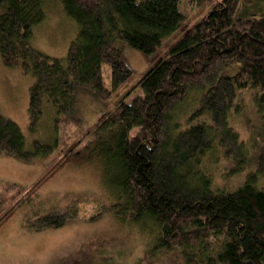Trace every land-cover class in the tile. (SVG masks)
<instances>
[{"label": "trees", "instance_id": "1", "mask_svg": "<svg viewBox=\"0 0 264 264\" xmlns=\"http://www.w3.org/2000/svg\"><path fill=\"white\" fill-rule=\"evenodd\" d=\"M46 1L0 0V52L6 66H21L35 77L31 130L37 131L50 104L58 115L57 133L60 116L75 111L79 94L90 89L107 100L130 80L123 46L154 55L183 26L185 1L213 6L143 75L134 88L143 95L129 103L132 90L106 111L82 148L80 142L64 154L12 203L0 228L66 165L104 159L108 175L119 170L115 185L124 197L112 211L132 224L154 226V251L181 249L184 264H264V0H59L79 26L66 58L50 57L32 45L34 28L46 18ZM106 66L111 89L105 85ZM245 90L256 91L263 123L251 146L230 120ZM194 96L189 122L180 126L176 113ZM25 146L18 124L0 114V153L32 163L43 148L52 150L36 143L29 152ZM219 147L234 162L235 173L254 167L234 189L213 188L202 169L205 155ZM3 190L17 193L19 187ZM8 200L0 198V209ZM76 218L51 213L33 227L59 229Z\"/></svg>", "mask_w": 264, "mask_h": 264}, {"label": "rangeland", "instance_id": "2", "mask_svg": "<svg viewBox=\"0 0 264 264\" xmlns=\"http://www.w3.org/2000/svg\"><path fill=\"white\" fill-rule=\"evenodd\" d=\"M212 3L193 6L185 1L182 11L185 21L181 29L167 39L156 54L123 46L128 66L133 71L130 80L107 100H102L94 90L79 94L75 111L61 115L60 132L55 130L58 117L55 108L46 104L45 113L37 131L30 128V87L35 77L24 72L21 66L9 67L0 52V114L20 127L25 137V148L35 152L36 143L51 146L45 148L26 163L11 155L0 153V198H9L0 218L12 203L22 197L34 184L57 164L64 154L90 138L88 132L99 118L111 111L128 92L134 90L143 75L164 58L169 49L192 29L212 8ZM45 20L34 28L32 45L38 51L53 57L66 58L71 43L79 32L78 24L69 18L59 0H47ZM105 85L111 89V70L104 69ZM254 90L242 91L240 107L230 120L241 141L251 146L253 137L263 125L255 104ZM143 95L141 89L133 91L127 102ZM196 104V96L190 97L175 119L180 126L189 122L188 114ZM181 108V109H182ZM179 110V109H178ZM70 116V117H69ZM105 160L78 166L68 164L57 171L33 197L0 228V264H184L181 249L154 251L158 231L148 224L136 225L117 217L112 206L124 198L116 187L119 170L106 172ZM202 169L212 178L213 188L234 189L244 180L253 165L235 173L234 162L219 147L205 155ZM16 184L17 193L5 192V185ZM264 185V180H261ZM12 198V199H11ZM62 212L77 218L59 229L38 231L33 223L40 217Z\"/></svg>", "mask_w": 264, "mask_h": 264}]
</instances>
